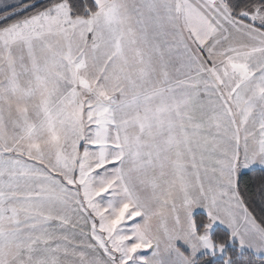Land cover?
<instances>
[{
	"label": "snow or ice",
	"instance_id": "6c2138e0",
	"mask_svg": "<svg viewBox=\"0 0 264 264\" xmlns=\"http://www.w3.org/2000/svg\"><path fill=\"white\" fill-rule=\"evenodd\" d=\"M0 264H264V0H0Z\"/></svg>",
	"mask_w": 264,
	"mask_h": 264
}]
</instances>
